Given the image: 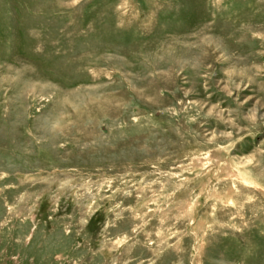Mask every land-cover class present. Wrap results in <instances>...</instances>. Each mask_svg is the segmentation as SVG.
Listing matches in <instances>:
<instances>
[{"label":"rangeland","instance_id":"1","mask_svg":"<svg viewBox=\"0 0 264 264\" xmlns=\"http://www.w3.org/2000/svg\"><path fill=\"white\" fill-rule=\"evenodd\" d=\"M0 264H264V0H0Z\"/></svg>","mask_w":264,"mask_h":264}]
</instances>
